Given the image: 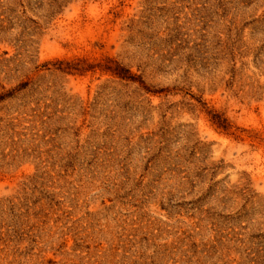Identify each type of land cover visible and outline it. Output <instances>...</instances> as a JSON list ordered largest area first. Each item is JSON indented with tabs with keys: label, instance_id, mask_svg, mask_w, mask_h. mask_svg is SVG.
I'll list each match as a JSON object with an SVG mask.
<instances>
[{
	"label": "rangeland",
	"instance_id": "1",
	"mask_svg": "<svg viewBox=\"0 0 264 264\" xmlns=\"http://www.w3.org/2000/svg\"><path fill=\"white\" fill-rule=\"evenodd\" d=\"M0 264H264V0H0Z\"/></svg>",
	"mask_w": 264,
	"mask_h": 264
}]
</instances>
